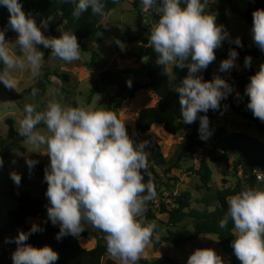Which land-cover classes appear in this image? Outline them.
<instances>
[{"label": "clouds", "instance_id": "9594fccd", "mask_svg": "<svg viewBox=\"0 0 264 264\" xmlns=\"http://www.w3.org/2000/svg\"><path fill=\"white\" fill-rule=\"evenodd\" d=\"M72 2L75 17L89 8L93 14H104L105 0ZM142 4L151 9L157 0H142ZM0 5L10 14L8 23L0 28V64L4 66L0 69V82L6 87L15 88L16 69L27 67L34 79L42 74L45 56L42 49H50L66 62L79 60L81 47L73 32L46 36L42 28L47 29L48 20L43 19L38 25L30 13H25L20 0H0ZM209 5L210 0H159V19L150 33L153 50L159 54L157 64L168 71L188 69V75L172 87L179 94L185 124L195 122L198 113L219 109L220 102L233 92V87L220 76L203 78V70L216 58L215 50L226 39L243 47L239 36L231 38L225 26L216 22V12L206 11ZM9 28L17 33L14 42L5 38ZM250 32L253 43L264 52V8L252 12ZM237 57L236 49L230 48L228 58L220 63V71L236 67ZM251 60V56L244 58L246 68L251 66ZM128 85L131 86V81ZM37 91L33 88L32 95ZM244 95L248 97L247 109L264 122V64L249 77ZM23 111L19 135L31 145L45 146L44 153L50 157L43 180L47 183L48 220L59 226L56 239L75 237L85 230L86 224L91 225L106 234L111 255L122 264H138L157 227L154 222H146L144 216L148 201L156 195L148 173L149 142L134 141L125 121L103 108L69 106L52 100L42 111L32 103L25 104ZM41 123L46 126V133L37 130ZM198 134L205 141L212 135L207 115L199 116ZM26 163L32 169L38 161L27 159ZM10 177L16 185L20 184L19 173L11 172ZM229 219L235 227L232 248L241 264H264V189L245 186L232 195L220 227H226ZM42 230L32 223L28 231H19L15 238L6 241L16 244L12 264H55L59 254L52 247L26 243L31 234ZM186 264H225V261L213 248L205 247L194 249Z\"/></svg>", "mask_w": 264, "mask_h": 264}, {"label": "trees", "instance_id": "16d2710c", "mask_svg": "<svg viewBox=\"0 0 264 264\" xmlns=\"http://www.w3.org/2000/svg\"><path fill=\"white\" fill-rule=\"evenodd\" d=\"M124 1L105 0L103 15L93 14L89 8L79 17H75L73 15L75 3L72 0H20L25 13H30L38 25L43 19H47L50 23L56 14L59 15L57 23H50L49 33L53 37H58L63 31L73 32L81 49L85 48L87 39L97 36L99 32L106 31L107 28L102 25V21ZM231 2L232 0H210L208 11L220 12L222 6ZM141 3L142 0L131 1L132 10L135 13L134 26L120 33L118 39L123 44L138 42L143 44V47L134 56L138 60L144 61L145 77L128 80L118 70L104 69L98 73L95 86L90 93H98L100 87L112 86L114 92L108 97L107 107L115 113V110L132 100L140 91L148 90L149 101H153V103L146 104L137 112L134 123L135 135L141 137L151 129L153 124H158L167 134L180 137L174 156L169 160L160 152L157 142L151 140L149 144L151 170L148 173L154 176L150 179L154 183L156 195L148 201L144 216L146 222H154L157 226L151 244L154 247L161 244L178 247L184 243H190L202 235H214L216 247L220 248L224 254L222 258L225 264H241L232 248V241L235 238L233 222L229 219L226 227H220L219 222L227 213L228 199L232 195L239 193L245 186L257 188L260 183L264 185V181L259 180V174L263 176L264 180V142L258 139L264 135V122L254 117L251 110L247 109L248 97L244 95L249 77L256 71L251 68L246 73L231 71L229 76L222 77L233 89H238L240 95H236L235 98L228 95L220 102L219 109H209L207 113H198L195 122L183 123L179 94L173 91L172 87L174 83H179L188 75V69L184 67L168 71L167 67L156 63L159 54L153 50L150 33L153 25L159 19V0L151 9H147L149 23L144 18V11L140 9ZM257 8H264V0H247V8L244 12H240L235 7L233 11L237 12L245 22L252 23V12ZM9 15L7 8L0 5V28L8 23ZM58 26L60 29L56 30ZM42 31L48 35L43 28ZM14 36H17V33L11 28L5 33V38ZM242 44L243 47H239L232 43L224 53L215 54L214 64L219 67L221 61L228 58L230 48H235L238 52L237 58L243 61L246 56H251L253 60L257 61L264 60V52L253 48L249 43L242 42ZM43 51L44 58L47 59L51 51L49 49H43ZM97 59L98 55L94 52L91 56L90 67L96 65ZM3 67L0 64V69ZM205 71L204 79L208 80V71ZM53 72L56 77L68 82L65 70L55 69ZM165 72L168 74L166 75ZM44 74L49 75L47 72ZM174 77H176L175 81ZM129 81H131L130 87ZM40 84V81L34 82L21 94L32 93L33 88L38 89L37 94L44 93V90L40 89ZM231 114L240 116L246 121V131H229L224 126L216 125V119ZM202 115L208 116L209 127L212 130V135L206 141L201 140L198 134L199 116ZM5 123L7 134L5 138H0V158L3 161L8 152L13 149L24 152L22 143L26 141L19 135V131L15 130L12 119H5ZM41 127L42 123L37 125V128ZM126 128L131 136L130 127L126 126ZM206 144L209 145L206 156L211 162L228 165L229 161L233 159L231 169L236 180L232 186L213 191L211 187L212 172L205 160H201L196 168L191 166L186 170L188 174L196 176L198 180L199 184L194 188L202 192L199 198L192 196L189 190L176 193L174 184L168 183V186L160 184L159 174L155 168L161 169L162 175L168 174V180L174 183L178 178L170 176L171 173L180 170L182 165L192 158L199 149H203ZM48 165L49 162L37 163L35 165L37 175L44 177V171ZM145 179L147 182L149 176H146ZM222 183L226 182L222 180ZM46 189L47 183L44 181L42 193L37 198L33 197L29 191L14 186L6 191L5 195L13 201L15 206L6 212L5 221L0 224V264H12L10 251L15 250L16 244L6 241L15 238L19 231H28L31 227L29 219L34 220V223L40 225L43 230L31 234L26 243L34 247L44 245L52 247L59 254V259L55 264H118L114 260L106 258L109 254L106 234L101 238L96 232L85 230L75 237L67 235L60 240L56 239L59 226L53 225L48 220L49 201L45 195ZM88 236L97 238L91 248H86L80 241V237ZM138 264H186V262L163 255L151 259L140 258Z\"/></svg>", "mask_w": 264, "mask_h": 264}, {"label": "rangeland", "instance_id": "374dc122", "mask_svg": "<svg viewBox=\"0 0 264 264\" xmlns=\"http://www.w3.org/2000/svg\"><path fill=\"white\" fill-rule=\"evenodd\" d=\"M132 0H125L123 3L118 5L112 10L109 15L102 21V25L107 29L104 32H99L95 37H91L85 41V48L81 49V55L79 60L73 62H66L59 57H56L50 53L47 59L44 58V64L42 68V74L33 78L27 67L23 70L16 69L13 71V75L16 81L15 88L6 87L0 83V138H5L7 134V125L5 119H12L14 122V128L16 131L19 129V121L24 115L25 104L32 103L37 106L38 111H42L46 108L49 101L56 100L64 105L69 106H88L94 108H103L109 110L107 107V100L110 97L114 89L112 86L100 87L98 93L91 94V89L95 86L98 73L104 69L118 70L124 78L130 80L142 79L145 75L143 72L142 76V63L140 60L134 58V54L143 47L142 43L123 44L119 42L118 36L120 33L127 29H131L134 26L135 13L131 7ZM237 8L240 12H244L247 8V0H232L230 4L222 6L220 12L217 13L218 24H223L225 29L230 34L231 38L239 36L242 42L249 43L253 48H257L252 41L251 37V25L252 23L245 22L237 12L233 11V8ZM140 9L144 11V18L146 22H150L149 13L147 9L140 4ZM208 11V9H206ZM215 13V12H214ZM223 14V16H222ZM59 19V15H55L50 23L55 24ZM48 22L47 29H43L46 36H52L49 33ZM60 26L56 28L59 30ZM17 36L12 38H6L9 42H14ZM232 43L226 39L222 42V46L215 50V54L224 53ZM11 47V45H10ZM43 50V49H42ZM50 50V49H49ZM117 50V51H116ZM19 54V49H16ZM51 51V50H50ZM96 52L98 59L95 66L90 67V60L93 53ZM117 54L119 58L123 59L118 63L116 60ZM242 64L244 71L248 69L244 66L242 61H236ZM238 64V63H236ZM263 61L251 60V69L257 71ZM214 65V66H213ZM55 69L65 70L68 75V82L63 81L60 77H56L54 74ZM210 75L208 80H211L213 76L226 77L229 76L231 71H220V67H216L214 62L210 63L207 67ZM241 71V70H239ZM47 72L49 75L46 76L44 73ZM134 74V75H133ZM204 78V76H203ZM131 79V80H132ZM40 81V89L44 90V93L37 94L35 96L32 93H23L22 91L29 88L34 82ZM234 96L232 92L229 95ZM152 104L153 101H149V91L142 90L136 96L129 100L125 105L115 110L118 118L125 121V125L131 129V136L134 141L147 140L150 144L151 140L157 142L160 146V152L166 159H171L177 149L180 141L179 136H171L167 134L160 125L153 124L151 129L143 136L137 137L134 133V123L136 113L146 104ZM110 111V110H109ZM216 125L224 126L229 131H246V121L240 116L231 114L225 117H219L215 121ZM37 130L46 133V126L42 123L41 128ZM260 141L264 142V135L258 137ZM24 152L13 149L8 152L7 157L3 161V166L0 167V224L5 221L6 212L12 209L15 204L6 195V191L14 186L23 190H27L35 198L39 197L43 189V177L38 176L35 167L29 169L26 160L34 159L40 162H49L50 157L44 153L46 151L45 146H34L27 141L22 143ZM209 145L201 149L196 157L188 159L181 167L180 170L173 171L170 176L178 178L176 182L168 180V174L162 175L161 169L155 168L159 174L160 184L165 185L168 183L174 184L175 192L178 193L182 190H189L192 196L199 198L202 195L200 190L194 188L195 185L199 184L196 176L190 175L186 172L187 168L194 166L195 168L199 165L201 160L208 162L212 172L211 176V187L215 191L222 189L226 186H232L235 183V176L231 169L233 159H231L228 165L223 163H214L207 158V152ZM150 151L149 145L147 150L148 158V172L151 170V163L149 161ZM11 172H16L21 175V181L19 185H16L10 177ZM239 175V173H238ZM259 180L263 182V176L259 174ZM150 177H154L150 175ZM224 180L226 183H222ZM257 188L264 189L263 183H260ZM166 189V187H165ZM165 194V193H164ZM30 224L34 223V220L29 219ZM85 230H91L98 234V237L103 238L105 233L91 225H85ZM84 230V231H85ZM78 236V235H77ZM97 238L93 236L80 237L81 243L86 248H91ZM211 247L218 254L222 256L221 249L216 247V237L214 235H202L190 243H184L178 247H174L169 244H161L158 247H154L151 243L145 248L141 258H157L160 256H168L171 258L178 259L179 261L186 262L187 257L196 248ZM1 251V247H0ZM12 254V250L10 251ZM106 258L112 259L118 264H122L121 260L111 255L110 253Z\"/></svg>", "mask_w": 264, "mask_h": 264}, {"label": "crops", "instance_id": "0c3cea01", "mask_svg": "<svg viewBox=\"0 0 264 264\" xmlns=\"http://www.w3.org/2000/svg\"><path fill=\"white\" fill-rule=\"evenodd\" d=\"M12 38V37H11ZM117 51V50H116ZM119 56H122V55H120V54H117V57H116V60H118V63L119 62H121L123 59H125L126 60V58H119ZM134 58H135V56H134ZM135 59H137V58H135ZM138 60V59H137ZM141 61V63H142V76H143V72L145 73V71H144V61L143 60H140ZM236 61H242L243 63H244V61L242 60V59H240V58H237V60ZM126 62H127V60H126ZM236 63H238V64H236L237 66L236 67H234V69L235 70H233V71H236V72H239V73H246L248 70H249V68H251V66L250 67H247V71H244V68H243V66H242V64H240L239 62H236ZM214 66V65H213ZM217 67V66H216ZM239 70H241V71H239ZM208 71V70H207ZM205 70H203V72H202V75L203 76H205ZM134 75V74H133ZM209 75H210V73H209V71H208V77H209ZM145 77V75L143 76V77H141L142 79ZM222 78V77H221ZM132 79V78H131ZM130 79V80H131ZM135 79V77L132 79V80H134ZM233 92L235 93V95L233 96L232 94V98H235V96H236V93H238V89H233ZM136 115H137V113H136ZM222 255H224L223 253H221ZM222 257H224V256H222Z\"/></svg>", "mask_w": 264, "mask_h": 264}, {"label": "built area", "instance_id": "2783aa9c", "mask_svg": "<svg viewBox=\"0 0 264 264\" xmlns=\"http://www.w3.org/2000/svg\"><path fill=\"white\" fill-rule=\"evenodd\" d=\"M201 149H199L195 154H193V156L192 157H196L197 156V154H198V152L200 151Z\"/></svg>", "mask_w": 264, "mask_h": 264}]
</instances>
